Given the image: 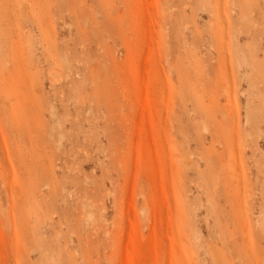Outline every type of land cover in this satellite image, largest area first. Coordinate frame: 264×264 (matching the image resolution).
Wrapping results in <instances>:
<instances>
[{"label":"rangeland","instance_id":"374dc122","mask_svg":"<svg viewBox=\"0 0 264 264\" xmlns=\"http://www.w3.org/2000/svg\"><path fill=\"white\" fill-rule=\"evenodd\" d=\"M0 264H264V0H0Z\"/></svg>","mask_w":264,"mask_h":264},{"label":"bare ground","instance_id":"6f19581e","mask_svg":"<svg viewBox=\"0 0 264 264\" xmlns=\"http://www.w3.org/2000/svg\"><path fill=\"white\" fill-rule=\"evenodd\" d=\"M230 9H231V8H230ZM251 79H252V78H251ZM230 113H231V112H230ZM206 126H207V125H206ZM204 129H205V127H204ZM211 152H212V151H211ZM182 158H183V157H182ZM187 158H188V157H187ZM229 162H232V161H229ZM121 165H122V163H121ZM222 166H223V164H222ZM236 168H237V167H236ZM237 169H238V168H237ZM221 171H222V170H221ZM217 173H218V172H217ZM217 173H216V174H217ZM217 176H218V175H217ZM218 177H219V176H218ZM218 177H217V178H218ZM215 178H216V177H215ZM217 180H218V179H217ZM232 181H234V179H232ZM238 183H239V182H238ZM214 187H216V184L214 185ZM226 190H227V189H226ZM227 191H228V190H227ZM234 195H235V194H234ZM212 203H213V202H212ZM103 209H104V208H103ZM103 209H102V210H103ZM235 210H236V209H235ZM247 210H248V209H247ZM248 211H249V210H248ZM118 214H119V213H118ZM121 216H122V215H121ZM244 230H245V229H244ZM108 231H109V230H108ZM108 231H107V232H108ZM218 232H219V231H218ZM195 258H196V257H195ZM195 258H194V259H195ZM193 263H194V262H193Z\"/></svg>","mask_w":264,"mask_h":264}]
</instances>
